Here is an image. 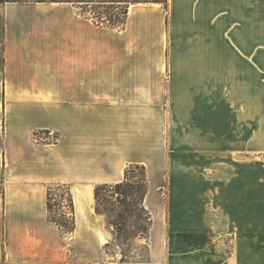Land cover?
I'll return each mask as SVG.
<instances>
[{"label":"crops","instance_id":"crops-1","mask_svg":"<svg viewBox=\"0 0 264 264\" xmlns=\"http://www.w3.org/2000/svg\"><path fill=\"white\" fill-rule=\"evenodd\" d=\"M83 7L0 3V264L108 263L94 189L130 164L148 258L115 264H264V0L132 5L120 30Z\"/></svg>","mask_w":264,"mask_h":264},{"label":"rangeland","instance_id":"rangeland-1","mask_svg":"<svg viewBox=\"0 0 264 264\" xmlns=\"http://www.w3.org/2000/svg\"><path fill=\"white\" fill-rule=\"evenodd\" d=\"M83 7V13L90 17L93 21L101 26H109V20L116 21L124 18L123 12L127 6L128 15L129 7L132 5H146L152 3L166 4V0H82L74 2ZM118 6L116 8H112ZM125 22L114 27L117 30L124 28ZM1 39V38H0ZM1 43V40H0ZM1 56V50H0ZM39 83L47 84L43 79H39ZM2 119V92L0 91V127ZM47 136L45 131H36L35 135ZM164 153H158L162 159L167 171L171 172L172 160L170 142L164 140ZM162 142V144H163ZM1 144V141H0ZM165 159V161L163 160ZM143 165V164H140ZM145 168V165H143ZM142 170L140 167H132L128 173L130 182L120 187L114 184H106L99 193V210L104 216V227L110 232L106 238V242L102 244V248L106 252L108 263L115 264L118 261H134L147 259L148 251V233L150 228V214L140 202L142 192L141 182ZM159 175V174H158ZM161 176V174H160ZM154 180V178H152ZM124 180V177L123 179ZM121 180V181H122ZM166 184V183H165ZM157 190V197H167L166 185ZM96 201V200H95ZM143 202V201H142ZM48 203L50 205L49 216L56 220L62 230L72 228V218L70 212L69 194L65 186L56 184L50 187L48 195Z\"/></svg>","mask_w":264,"mask_h":264},{"label":"trees","instance_id":"trees-1","mask_svg":"<svg viewBox=\"0 0 264 264\" xmlns=\"http://www.w3.org/2000/svg\"><path fill=\"white\" fill-rule=\"evenodd\" d=\"M6 1H26V0H0V3H3V2H6ZM34 1H46V0H34ZM49 1H70V2H78V1H82V0H49ZM100 1H106V0H100ZM115 1H119V0H115ZM112 8H116L118 6H114V4H112L111 6ZM126 13H127V6L125 8V11L123 12L124 14V18L122 20H116V21H111L109 20V26H118L120 24H123L125 22V17H126ZM132 167H140L141 170H142V175H141V182H142V192H141V197H140V202L142 204V201H143V198H144V195L146 194V191H147V187H148V182L146 180V175H145V168L143 165H140V164H130L126 167V169L124 170V180L122 181H119V182H116L114 183V186L115 187H120V186H123L125 184H128L130 182L129 178H128V173L129 171L131 170ZM106 184H99L95 187L94 189V197H95V200H96V211L100 212L99 210V193H100V190L105 186ZM69 200H71V198L69 197ZM142 207H143V204H142ZM48 209L50 210V205L48 203ZM144 209V207H143ZM52 219V218H51ZM53 221L57 222L56 220L52 219ZM58 223V222H57ZM59 224V223H58ZM70 228H67V230H70Z\"/></svg>","mask_w":264,"mask_h":264},{"label":"bare ground","instance_id":"bare-ground-1","mask_svg":"<svg viewBox=\"0 0 264 264\" xmlns=\"http://www.w3.org/2000/svg\"><path fill=\"white\" fill-rule=\"evenodd\" d=\"M100 242H101V243L106 242V239H105V237H104L103 235H100Z\"/></svg>","mask_w":264,"mask_h":264}]
</instances>
